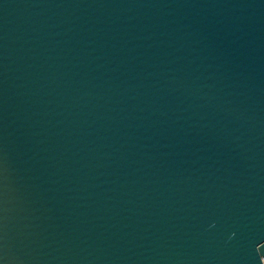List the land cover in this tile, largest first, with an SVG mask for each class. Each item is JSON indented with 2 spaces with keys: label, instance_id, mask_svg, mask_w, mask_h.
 Here are the masks:
<instances>
[{
  "label": "water",
  "instance_id": "1",
  "mask_svg": "<svg viewBox=\"0 0 264 264\" xmlns=\"http://www.w3.org/2000/svg\"><path fill=\"white\" fill-rule=\"evenodd\" d=\"M0 264H264V0H0Z\"/></svg>",
  "mask_w": 264,
  "mask_h": 264
}]
</instances>
